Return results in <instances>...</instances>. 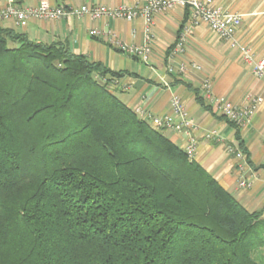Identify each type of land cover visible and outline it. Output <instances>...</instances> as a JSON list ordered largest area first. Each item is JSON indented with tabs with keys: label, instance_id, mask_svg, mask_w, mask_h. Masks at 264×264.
<instances>
[{
	"label": "trees",
	"instance_id": "obj_1",
	"mask_svg": "<svg viewBox=\"0 0 264 264\" xmlns=\"http://www.w3.org/2000/svg\"><path fill=\"white\" fill-rule=\"evenodd\" d=\"M121 75L0 26V264H264L263 208L127 107Z\"/></svg>",
	"mask_w": 264,
	"mask_h": 264
},
{
	"label": "crops",
	"instance_id": "obj_2",
	"mask_svg": "<svg viewBox=\"0 0 264 264\" xmlns=\"http://www.w3.org/2000/svg\"><path fill=\"white\" fill-rule=\"evenodd\" d=\"M41 0H18L21 5H34ZM53 5L81 4L116 7L139 6L143 0H45ZM221 8L241 14L237 40L249 46L254 59L264 56V0H215ZM189 22L187 8L174 7L154 17L153 38L148 61L130 55L111 42V36L127 46L144 43V21L101 17H68L55 20L31 19L25 27L11 22L0 26L13 28L36 42H65L75 54L100 62L123 75L110 89L131 110L150 122L151 116L171 113V98L177 95L193 127L182 132L162 127L163 133L181 148L193 137L196 141L192 158L208 171L221 186L230 191L247 209L263 208L264 218V79L252 71L238 50L219 39L203 23L190 25L182 51H174L182 27ZM91 29L105 33L92 36ZM211 83V94L244 106L255 97L262 101L245 127H236L221 114L213 99L206 98L203 83ZM187 84L191 86L187 87ZM196 90L203 106L196 100ZM175 117V116H174ZM215 135L207 138V132ZM239 135V139L237 138ZM239 142H242L243 148ZM241 150L245 164L228 149ZM245 185H241V184Z\"/></svg>",
	"mask_w": 264,
	"mask_h": 264
},
{
	"label": "built area",
	"instance_id": "obj_3",
	"mask_svg": "<svg viewBox=\"0 0 264 264\" xmlns=\"http://www.w3.org/2000/svg\"><path fill=\"white\" fill-rule=\"evenodd\" d=\"M174 7L187 8L189 10V22L182 27L175 43L174 51H182L190 25L203 23L219 39L225 41L231 48L238 50L244 62L252 65V71L256 77L264 79V56L254 59L251 48L240 43L236 38V31L241 24V14L221 8L216 4L215 0H143L141 5L133 7L125 4L116 7L100 4L61 6L50 4L45 0H41L34 5H21L18 0H0V24L11 22L14 27H25L31 19L55 20L68 17H87L96 20L101 17H112L132 20L136 17H141L144 21V43L142 45L127 46L113 38V36H111V42L130 55L136 56L143 61H148L151 53L154 17ZM89 33L92 36L105 35V33L96 29H91ZM203 90L205 97L213 99L214 104L219 106L221 114L238 127L247 125L254 110L262 101L261 97H255L250 103L244 106H237L226 98H215L211 94V83L208 80L204 81ZM149 121V124L154 128L167 127L178 133L194 126L177 95L171 98L170 114L151 116ZM205 135L207 138H211L215 135V131L207 132ZM195 146V139L190 137L184 150L191 158L195 151ZM228 149L238 160V165L243 167L245 164L244 153L241 150H235L231 146ZM241 185L245 184L242 183Z\"/></svg>",
	"mask_w": 264,
	"mask_h": 264
},
{
	"label": "rangeland",
	"instance_id": "obj_4",
	"mask_svg": "<svg viewBox=\"0 0 264 264\" xmlns=\"http://www.w3.org/2000/svg\"><path fill=\"white\" fill-rule=\"evenodd\" d=\"M236 126V125H235ZM238 127V126H237Z\"/></svg>",
	"mask_w": 264,
	"mask_h": 264
}]
</instances>
